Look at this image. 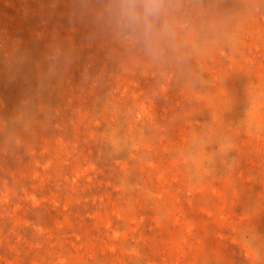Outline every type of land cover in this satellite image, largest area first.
<instances>
[{
	"label": "rangeland",
	"instance_id": "obj_1",
	"mask_svg": "<svg viewBox=\"0 0 264 264\" xmlns=\"http://www.w3.org/2000/svg\"><path fill=\"white\" fill-rule=\"evenodd\" d=\"M85 2L0 0V264H264V0L161 62Z\"/></svg>",
	"mask_w": 264,
	"mask_h": 264
},
{
	"label": "clouds",
	"instance_id": "obj_2",
	"mask_svg": "<svg viewBox=\"0 0 264 264\" xmlns=\"http://www.w3.org/2000/svg\"><path fill=\"white\" fill-rule=\"evenodd\" d=\"M97 21L153 61L180 57L177 16L181 0H96ZM88 7L87 0L83 5Z\"/></svg>",
	"mask_w": 264,
	"mask_h": 264
}]
</instances>
